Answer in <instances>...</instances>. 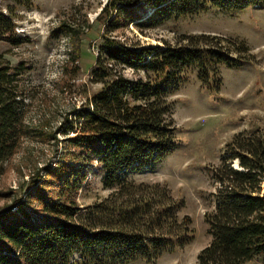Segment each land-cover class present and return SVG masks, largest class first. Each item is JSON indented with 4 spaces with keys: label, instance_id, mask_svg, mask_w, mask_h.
Listing matches in <instances>:
<instances>
[{
    "label": "trees",
    "instance_id": "obj_1",
    "mask_svg": "<svg viewBox=\"0 0 264 264\" xmlns=\"http://www.w3.org/2000/svg\"><path fill=\"white\" fill-rule=\"evenodd\" d=\"M9 1L14 5L0 10V43L15 47L25 39L16 34L14 7L29 10L33 3ZM263 7L264 0H107L91 24L63 21L53 29L52 36L68 40L62 78L71 88L82 41L93 24L102 26L89 73V83L99 88L65 119L61 140L55 132L37 133L41 142L62 147L59 157L31 174L19 196L0 189V264H127L154 260L168 243L191 242V221L177 214L183 203L166 186L129 176L176 147L170 96L193 73L201 86L219 91L220 68L240 65L249 49L242 41L203 33L144 46L132 29L144 36L210 9L232 14ZM19 68L0 55V177L29 134ZM225 155L212 174L218 185L214 209L204 215L210 242L196 264H245L258 256L264 264V133L234 135ZM93 168L109 193L82 208L76 196Z\"/></svg>",
    "mask_w": 264,
    "mask_h": 264
},
{
    "label": "rangeland",
    "instance_id": "obj_2",
    "mask_svg": "<svg viewBox=\"0 0 264 264\" xmlns=\"http://www.w3.org/2000/svg\"><path fill=\"white\" fill-rule=\"evenodd\" d=\"M106 1L32 0L33 7L29 10L14 7L15 31L25 42L15 47L0 43V55L11 65L20 67L19 90L26 104L25 124L29 134L5 164L0 189H13L19 196L22 194L19 187H26L31 174L59 157L62 147L56 148L53 142H41L37 133L39 130L55 132L61 140L65 119H71L72 111L79 109L86 94L99 88L89 83V73L102 26L93 24V30L82 41L80 71L75 83L69 82L71 88L64 87L62 78L68 40L51 33L63 21L82 26H86V21L91 24ZM7 5L14 4L0 0V10L4 13ZM132 31L144 46L162 47L164 41L173 43L180 35L203 33L237 43L242 41L249 49L241 56L240 65L220 68L219 91L201 86L193 73L170 96L177 127L176 147L151 167L129 176L135 183L166 186L173 199L183 203L177 214L179 219L189 217L193 238L182 247L168 243L154 260L138 259L127 264H196L198 253L210 242L204 215L214 209L212 195L218 185L212 180V174L226 157L225 145L238 133L255 130L264 133V7L232 14L210 9L146 30L145 37ZM224 45L228 44L224 42ZM231 167L238 169L237 161H232ZM100 181L101 174L93 168L77 193L79 206L94 204L108 195L109 191L102 188ZM4 204L5 201H0V207ZM245 264H262L261 257Z\"/></svg>",
    "mask_w": 264,
    "mask_h": 264
},
{
    "label": "water",
    "instance_id": "obj_3",
    "mask_svg": "<svg viewBox=\"0 0 264 264\" xmlns=\"http://www.w3.org/2000/svg\"><path fill=\"white\" fill-rule=\"evenodd\" d=\"M234 169H236V168H234ZM238 170V169H237Z\"/></svg>",
    "mask_w": 264,
    "mask_h": 264
}]
</instances>
